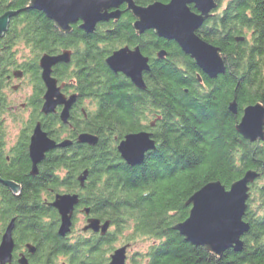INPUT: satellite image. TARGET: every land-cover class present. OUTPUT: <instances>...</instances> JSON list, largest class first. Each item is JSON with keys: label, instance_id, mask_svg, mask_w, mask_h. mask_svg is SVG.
Instances as JSON below:
<instances>
[{"label": "trees", "instance_id": "1", "mask_svg": "<svg viewBox=\"0 0 264 264\" xmlns=\"http://www.w3.org/2000/svg\"><path fill=\"white\" fill-rule=\"evenodd\" d=\"M155 1L169 2L134 0L142 6ZM222 1L217 0L216 9ZM28 4L29 0H0V15L18 11L0 38V86L7 68L21 67L15 59L20 44L30 50V57L22 58L23 69L34 85V111L8 160L0 144V237L14 219V248L26 244L35 248L30 264H108L113 244L126 231L122 245L143 236L160 240L150 248L146 264H264V140L250 141L236 130L245 106L264 105V0H226L196 30L219 49L225 62V72L215 78L152 29L137 33L125 4L119 8V19L97 23L92 33L78 22L63 32ZM127 45L139 46L149 57V70L143 73L145 89L114 73L105 61L113 50ZM65 50L72 52L75 65L68 69V64H56L53 74L58 79L75 78L78 101L89 100L87 113L79 121L71 112L66 123L54 114L40 113L50 136L51 128L60 124L72 143L45 153L33 174L25 132L38 117L42 101L39 57ZM160 50L166 52L163 58L158 56ZM233 100L237 114L229 110ZM4 110L1 105L0 116ZM142 130L151 133L156 149L141 165L128 166L117 145L126 134ZM82 132L96 135L97 143H77L73 138ZM84 170L81 185L77 177ZM247 170L259 177L250 185L242 217L249 224L241 237L242 250L229 248L216 256L173 229L188 217L186 202L195 191L210 181L229 188ZM57 193H77L83 214L88 208L85 216L109 220L113 230L97 235L81 229L75 239L58 235L59 214L49 204Z\"/></svg>", "mask_w": 264, "mask_h": 264}, {"label": "water", "instance_id": "2", "mask_svg": "<svg viewBox=\"0 0 264 264\" xmlns=\"http://www.w3.org/2000/svg\"><path fill=\"white\" fill-rule=\"evenodd\" d=\"M122 4L131 11L135 18L133 28L137 33L152 29L155 34L166 41H172L181 50L194 59L197 66L210 78L226 70L225 62L217 47L201 38L196 30L206 19L212 16L217 8V0H169L167 3L155 1L142 6L134 0H29L28 7L41 11L53 21L55 27L63 32H69L71 24L81 21L79 27L87 33H92L97 23L117 20L122 11ZM190 5H193L194 10ZM18 11L8 10L0 15V38L7 30L9 19ZM71 51L65 50L57 55L43 53L39 57L41 80L45 88L41 112L49 114L55 111L58 104H63L60 120L67 122L69 109L76 99V94L66 98L60 91L57 79L52 74V68L57 63H67ZM164 50L158 52L163 58ZM108 67L114 73H122L139 89H145L143 73L149 70L148 57L144 56L138 46L129 48L123 46L115 49L106 58ZM20 73V70L17 71ZM229 110L237 114L235 100L229 103ZM154 122H151V126ZM236 130L246 139L264 140V105L260 102L249 104L242 110V116L236 125ZM96 135L88 132L79 133L77 142L95 145ZM68 139L56 143L41 128L37 122L29 140V156L32 161V173H37L40 163L48 151L57 147L71 145ZM156 148L155 140L148 131L126 134L118 143L117 150L121 158L129 165H139L145 158V153ZM86 177V171L78 177L80 184ZM259 177L254 170H247L242 178L226 188L220 181H210L195 191L187 200L190 206L188 217L173 226L185 240L195 245L203 246L208 252L221 256L224 251L233 248L240 251L243 248L241 237L249 230V224L243 220L250 195V185ZM13 190L16 185L5 182ZM79 203L77 193H57L49 203L59 214L57 233L60 236L69 234L72 230L74 207ZM89 215L88 208L84 209ZM109 220L101 222L97 217L88 216L82 231L108 232ZM14 219L6 225L0 238V264H10L14 248ZM129 244L115 248L109 256L108 264H125L126 250ZM27 250L33 253L35 248L26 244ZM19 264H29L27 257L20 254Z\"/></svg>", "mask_w": 264, "mask_h": 264}, {"label": "flooded vegetation", "instance_id": "3", "mask_svg": "<svg viewBox=\"0 0 264 264\" xmlns=\"http://www.w3.org/2000/svg\"><path fill=\"white\" fill-rule=\"evenodd\" d=\"M77 22H78V24L81 23V21H77ZM127 46L129 48H134L137 45H134V46L127 45ZM142 54L145 56V54L143 52H142ZM71 55H72V52H71ZM71 57H70V61L65 63V64L69 65L70 68H68V69H72L73 66L75 65V63H73L71 61ZM15 59H16V57H15ZM23 62H25V61L22 60V61L18 62V65H20L21 67H18V68H15V69H13L11 67V68H7L6 69L7 71H6V74L4 75L5 80L2 83V85L0 86V106L2 105L3 110L5 109L4 113L1 114V116H0V119H1L0 127H1V131H2V140L0 141V144L3 145V153L2 154L6 157V160L9 159V155L8 154L11 151H13L14 147L18 144V140L20 138L21 132L23 131V128L25 127L24 124H26V122L27 123L29 122V120L31 118V114L34 111V108H33L32 102H31V98H32V95L34 93V85L30 81V76L27 75L25 73L24 69H23ZM148 63H149V57H148ZM57 64H59V63H57ZM53 68H54V66H53ZM53 68H52V74H53ZM19 70H20V73L17 72ZM53 76L57 79L58 85L61 86L60 91L66 98H68L72 94H76L77 95L75 101L72 103V105H71V107L69 109V116H70V113L73 112V114L75 113V116H76L77 120L80 121V115L84 116L87 113V110H86L88 108L87 102H89V100L83 99V100H81V102L78 101V98H79L78 96L79 95H78L77 91L74 89L75 83H76L75 78H70L69 77L67 79H64V78L58 79L54 74H53ZM40 79H41V77H40ZM22 81L26 82V85L28 86V92H29L27 99L24 100V101H20V99L22 97L12 98L9 95V93L6 92V88H11L13 93H20V91L24 90V85L22 84ZM44 92H45V88H44V85H43V90H42V94H41V100L42 101H41L40 107L38 108V111H37L38 117H35L36 119H34V121L31 123V126H29V128L25 132V134L27 135V146L25 147V151L27 152V159L30 161L31 164H32V161H31L30 156H29L28 145H29V140H30V136L32 134L33 128H34V126L36 125L37 122H40L41 128L56 143L60 142L61 140H65V139L69 140V138H70L69 137V133L61 131L60 124H59V126H55V127L51 128L50 131H51V136L52 137L49 135V133L47 132V130L43 126L42 117L40 116L41 115L40 113H42L41 112V107H42V104H43V94H44ZM63 106H64L63 104H58L55 107V111L52 112V113H49V114H54L55 116H57V118L59 119V122H61V120H60V112H61ZM6 111H8V112H6ZM11 112L14 113V115H19V114L20 115H26V119L24 121L23 127H22L21 131H20V129H18V131L16 132V135H13L11 133L10 124L8 123V118H10L11 114H12ZM49 114H43V115L46 116V115H49ZM21 124H22V122H20V125ZM68 127H70V125ZM77 135H78V133L75 135V137L73 139H75L77 137ZM70 139H72V138H70ZM55 149H58V148H54L52 150H55ZM52 150H50V151H52ZM38 165L39 164H37V166ZM83 218H84V221L86 223L87 216H85V214H83ZM93 233H97V235L100 234V232H93ZM69 236H70V234H69ZM131 247H132V244L129 243V247L127 248V250H130ZM127 250H126V255L128 253ZM34 253H36V252H33L31 254L29 252V250H27L26 248H21L20 250L14 248L13 252H12L11 263L13 262V264H18L17 261H18V257H19L20 254H24L27 257L28 261L30 260V263H31V260H34V258H33L34 257ZM13 259H15V262L13 261ZM126 260H127V258H126ZM147 261L148 260H146V263H147Z\"/></svg>", "mask_w": 264, "mask_h": 264}, {"label": "rangeland", "instance_id": "4", "mask_svg": "<svg viewBox=\"0 0 264 264\" xmlns=\"http://www.w3.org/2000/svg\"><path fill=\"white\" fill-rule=\"evenodd\" d=\"M225 3H226V0H223L221 3V6L218 9H216L215 12L221 10L225 6ZM215 12L212 11V13H215ZM15 51H16L15 57H16L17 61H22V58L30 57V50L22 44H20L18 47H16ZM22 84L24 85V90L20 91V93H13L11 88H6V92L9 93V95L12 98L22 97L20 99V101H24L27 99L29 92H28V86L26 85V82L22 81ZM87 104L89 105V102H87ZM8 111H6V112H8ZM25 119H26V115H20V114L14 115V113L11 114V117L8 118V123L10 124L11 133L13 135H16V132L18 131V129H20V131H21ZM20 122H22L21 125H20ZM24 126H25V124H24ZM147 153H149V152L145 153V157H146ZM144 160H145V158H144ZM144 160H143V162H144ZM141 164H139V165H141ZM127 165L131 166V167L138 166V165L132 166L129 164H127ZM84 171H86V170H84ZM78 177H77V180L79 181ZM79 200H80V198H79ZM78 204L76 205V211H74V213H73V219H76V222L73 226V229L69 233L71 239H75L76 237H78L82 234L81 228L85 224V221L83 218V209H81V206H78ZM74 216H75V218H74ZM112 230H113V228L111 227L109 229V231H112ZM128 233L129 232L126 231L125 235H122L121 238L119 237V241H117L113 244V246H112L113 249L122 245V243L126 240L125 238L127 237L126 235H128ZM130 241H132L131 242L132 247L130 250H127L128 253L126 255L127 260L125 259V264H146V260H148V258H149L147 256V254L150 252V248L157 245V244H160L159 243L160 240L155 239L153 237H148V236L132 238V239H130ZM128 243H130V242H128ZM113 249H112V251H113ZM58 260L64 261L65 259L63 257H59ZM17 263H18V261H17ZM29 264H30V261H29Z\"/></svg>", "mask_w": 264, "mask_h": 264}, {"label": "bare ground", "instance_id": "5", "mask_svg": "<svg viewBox=\"0 0 264 264\" xmlns=\"http://www.w3.org/2000/svg\"><path fill=\"white\" fill-rule=\"evenodd\" d=\"M210 17H211V16H210ZM210 17H209V18H210ZM198 76H199V75H198ZM78 135H79V134H78ZM78 135H77V137H78ZM77 137L75 138V141H76V142H77ZM77 143H78V142H77ZM79 144H80V143H79ZM155 149H156V148H155ZM155 149H154V150H155ZM154 150H151V151H154ZM117 151H118V150H117ZM151 151L149 150L148 152L150 153ZM74 211H76V206L74 207ZM72 222H73V221H72ZM101 222H102V221H101Z\"/></svg>", "mask_w": 264, "mask_h": 264}]
</instances>
